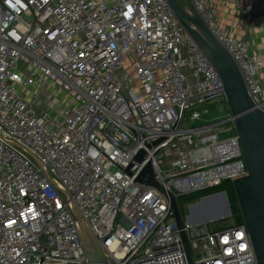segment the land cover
Instances as JSON below:
<instances>
[{
	"label": "built area",
	"instance_id": "1",
	"mask_svg": "<svg viewBox=\"0 0 264 264\" xmlns=\"http://www.w3.org/2000/svg\"><path fill=\"white\" fill-rule=\"evenodd\" d=\"M188 1L264 112L261 56L214 0ZM224 5L264 14V0ZM213 102L222 81L165 0H0V264H88L81 226L106 264H188L181 232L193 264H257L244 224L193 225L190 203L179 230L168 198L134 182L151 161L178 204L247 175L227 104L199 122Z\"/></svg>",
	"mask_w": 264,
	"mask_h": 264
},
{
	"label": "water",
	"instance_id": "2",
	"mask_svg": "<svg viewBox=\"0 0 264 264\" xmlns=\"http://www.w3.org/2000/svg\"><path fill=\"white\" fill-rule=\"evenodd\" d=\"M175 15L182 29L196 42L212 66L217 71L224 89L225 100L232 118L235 134L239 139L247 175L233 180L232 187L237 199V206L244 226L246 227L257 264H264V112L254 107L250 100L242 76L229 53L212 36L202 19L197 15L188 0H165ZM160 141L153 143V146ZM145 153L139 151L134 163H142ZM132 164L125 170L129 176ZM135 184L157 189L169 200L175 217L176 226L182 229V221L176 198L166 193L156 182L152 162L145 165L136 177ZM212 203L209 209L203 207ZM203 208V209H202ZM232 217L231 208L225 192L200 198L190 206L188 221L193 225H204ZM183 248L188 264L192 263L190 249L183 232H181ZM81 238L88 264H106L104 257L95 255L87 245L89 238L85 228L81 226ZM90 241V238H89ZM44 260L42 259L41 264ZM107 263L110 264L109 261Z\"/></svg>",
	"mask_w": 264,
	"mask_h": 264
},
{
	"label": "crops",
	"instance_id": "3",
	"mask_svg": "<svg viewBox=\"0 0 264 264\" xmlns=\"http://www.w3.org/2000/svg\"><path fill=\"white\" fill-rule=\"evenodd\" d=\"M225 0H214L217 21L223 28L236 32L237 36L251 45L253 53L259 54L264 61V14L251 20L242 13L233 9L231 5L225 6ZM250 3L252 0H241ZM264 78V73L262 75Z\"/></svg>",
	"mask_w": 264,
	"mask_h": 264
},
{
	"label": "rangeland",
	"instance_id": "4",
	"mask_svg": "<svg viewBox=\"0 0 264 264\" xmlns=\"http://www.w3.org/2000/svg\"><path fill=\"white\" fill-rule=\"evenodd\" d=\"M180 4L182 6H186V3L183 1V0H179ZM39 103H41V106H43L44 108H49L47 104H44L42 101H39ZM225 107H226V102H222V103H207V104H204L203 106H201L199 108V110H204L207 111L206 114H204V112L201 113V120L199 122H203L205 120H208V121H218V120H224L226 118V113H225ZM190 113H187L186 115V120H185V123L182 125L183 128H187V127H194L193 125H191L190 121L188 120V117H189ZM197 122L195 123V127H198L200 126L201 124ZM226 127L228 125H225ZM227 136L229 135H226V134H223L221 135L220 137L221 138H226ZM190 196H187V197H184V198H189ZM192 197V196H191ZM171 220V218H170ZM234 225V220L232 217L230 218H226V219H223V220H220L218 222H216L213 226L209 225V227H212L213 230H219V229H223V228H227V227H230Z\"/></svg>",
	"mask_w": 264,
	"mask_h": 264
},
{
	"label": "trees",
	"instance_id": "5",
	"mask_svg": "<svg viewBox=\"0 0 264 264\" xmlns=\"http://www.w3.org/2000/svg\"><path fill=\"white\" fill-rule=\"evenodd\" d=\"M221 192H225L226 195H227V198H228V201H229V205H230V208H231L232 218L234 220V225L235 226L242 225L243 221H242V218H241V215H240V211H239L238 206H237V199H236V196H235V193H234V190H233L231 182H225L219 187H216L214 189L205 191V192H203L202 194H199V195H195V196H192V197L190 196L187 199L184 198V197L179 198L178 199V205L182 209V207L185 204L194 203V202H197L202 197H205V196H208V195H212V194L221 193Z\"/></svg>",
	"mask_w": 264,
	"mask_h": 264
},
{
	"label": "bare ground",
	"instance_id": "6",
	"mask_svg": "<svg viewBox=\"0 0 264 264\" xmlns=\"http://www.w3.org/2000/svg\"><path fill=\"white\" fill-rule=\"evenodd\" d=\"M212 206V203L211 202H209L208 204H206L203 208L204 209H209L210 207ZM202 208V209H203ZM214 221V220H213ZM212 222V221H211ZM89 242V238H87V243ZM55 264H62V263H55Z\"/></svg>",
	"mask_w": 264,
	"mask_h": 264
},
{
	"label": "flooded vegetation",
	"instance_id": "7",
	"mask_svg": "<svg viewBox=\"0 0 264 264\" xmlns=\"http://www.w3.org/2000/svg\"><path fill=\"white\" fill-rule=\"evenodd\" d=\"M194 203H196V202H194ZM194 203H191V205H193Z\"/></svg>",
	"mask_w": 264,
	"mask_h": 264
}]
</instances>
